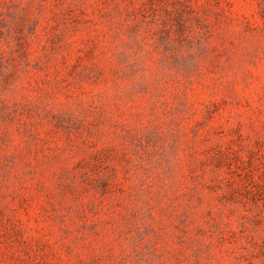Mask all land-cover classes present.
I'll return each instance as SVG.
<instances>
[{
	"label": "rangeland",
	"instance_id": "rangeland-1",
	"mask_svg": "<svg viewBox=\"0 0 264 264\" xmlns=\"http://www.w3.org/2000/svg\"><path fill=\"white\" fill-rule=\"evenodd\" d=\"M0 264H264V0H0Z\"/></svg>",
	"mask_w": 264,
	"mask_h": 264
}]
</instances>
